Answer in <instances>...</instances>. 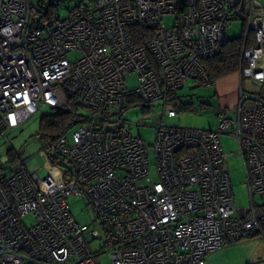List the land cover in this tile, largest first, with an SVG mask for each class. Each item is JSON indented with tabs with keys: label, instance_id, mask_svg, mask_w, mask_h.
<instances>
[{
	"label": "built area",
	"instance_id": "obj_1",
	"mask_svg": "<svg viewBox=\"0 0 264 264\" xmlns=\"http://www.w3.org/2000/svg\"><path fill=\"white\" fill-rule=\"evenodd\" d=\"M237 19L255 42L241 50L236 105L213 130L163 124L187 81L211 85L204 62ZM155 101L164 105L150 123L151 172L124 115ZM42 107L78 123L52 144L56 162L43 150L32 168L0 163V264H97L99 253L107 264H205L231 243L264 238V6L255 0H0V142ZM227 130L244 163L247 207L236 206L225 170ZM70 197L85 198L99 227L71 217Z\"/></svg>",
	"mask_w": 264,
	"mask_h": 264
},
{
	"label": "rangeland",
	"instance_id": "obj_2",
	"mask_svg": "<svg viewBox=\"0 0 264 264\" xmlns=\"http://www.w3.org/2000/svg\"><path fill=\"white\" fill-rule=\"evenodd\" d=\"M36 3L39 0H30ZM256 2L264 5V0H255ZM71 4L67 1L65 6ZM61 16H65L66 10L61 8L58 10ZM174 22L173 18L165 17L164 23L166 26H171ZM243 21L233 20L227 30V38L233 40L239 38L243 33ZM254 36V33H252ZM68 59L75 57L74 54H69ZM226 80L224 84L223 93L215 89V83L209 86L197 85L192 80L187 81L186 85L179 90L177 98L174 102L180 104H189L188 110H176V116L164 115L161 119L162 123L170 126H180L186 128L207 129L213 130L216 124L220 121L221 112L224 108L230 107L239 97V81L238 71L223 76ZM221 79L217 78L216 80ZM215 80V81H216ZM129 87L138 85L136 73H130L126 77ZM242 88L246 91L253 89L250 79L247 77L243 79ZM173 103L172 100H169ZM149 112H144L141 109L128 110L124 117L131 122L125 126L135 136L141 137L148 147L150 163H153V143L155 128L150 126V123L155 119L157 111L163 108L162 101H155ZM50 112V109L42 107L41 111L24 121L17 127L8 138L9 142H0V163L8 168L10 164L16 161L41 164L44 158L41 153L43 152L42 142L38 135L39 119L42 115ZM84 112V110H81ZM75 127V126H74ZM72 129V128H71ZM229 130L219 135L221 149L227 154L225 170L230 174L231 186L233 189V197L237 207H247L250 203L248 193V186L246 185V173L244 170V163L240 155H234L233 152L237 151V143L233 137L228 133ZM15 154L14 160H10V154ZM43 154V153H42ZM45 170V169H44ZM153 165L151 166V172ZM256 200L258 198L256 197ZM71 217L78 224H86L91 227H99L98 223L93 216V211L86 204L84 197H70L68 204ZM26 224L31 223V219H25ZM89 246L93 252L101 250V240H93L89 242ZM97 264H107L109 262L106 253H99L95 257ZM205 264H264V238L259 235H254L251 238H244L229 246L218 250L213 254H209L205 258Z\"/></svg>",
	"mask_w": 264,
	"mask_h": 264
},
{
	"label": "trees",
	"instance_id": "obj_3",
	"mask_svg": "<svg viewBox=\"0 0 264 264\" xmlns=\"http://www.w3.org/2000/svg\"><path fill=\"white\" fill-rule=\"evenodd\" d=\"M40 1V0H39ZM243 33L239 38H234L230 40L227 38V43L222 46L218 55L206 60L204 65L206 66L210 76L213 81L217 78H223V76L233 74L237 72L241 66V50L243 47H248L254 44L255 39L251 32H247L246 27L243 23ZM177 98V95L170 98L173 104ZM131 101H135L133 98ZM176 110H188L189 104H180L176 102L174 105ZM142 111L147 112V110L142 109ZM38 135L42 142V148L47 155L46 157L50 162H56L52 154V144L55 140L67 133L68 130L74 127L78 123V119L72 113L60 110V109H50V112L44 114L40 117ZM10 160H14L15 154L11 153L9 150Z\"/></svg>",
	"mask_w": 264,
	"mask_h": 264
},
{
	"label": "crops",
	"instance_id": "obj_4",
	"mask_svg": "<svg viewBox=\"0 0 264 264\" xmlns=\"http://www.w3.org/2000/svg\"><path fill=\"white\" fill-rule=\"evenodd\" d=\"M259 5H261V3H259V2H257ZM262 6H264V5H262ZM216 80V79H215ZM212 81V83H215V89H216V92H217V90H219V92L220 93H223L224 92V90H226V89H223L224 88V84H225V79L224 78H221V79H218V80H216V81ZM211 83V84H212ZM236 102L237 101H235V103H233L230 107H234L235 105H236ZM230 107H228V108H230ZM41 156H42V158H44L43 157V154L41 153ZM36 165V162H35V164H33V163H30V168H32V167H34Z\"/></svg>",
	"mask_w": 264,
	"mask_h": 264
},
{
	"label": "water",
	"instance_id": "obj_5",
	"mask_svg": "<svg viewBox=\"0 0 264 264\" xmlns=\"http://www.w3.org/2000/svg\"><path fill=\"white\" fill-rule=\"evenodd\" d=\"M114 128H116L115 126H111V127H106V129L105 130H110V129H114Z\"/></svg>",
	"mask_w": 264,
	"mask_h": 264
}]
</instances>
